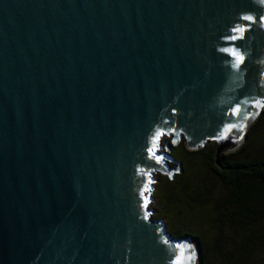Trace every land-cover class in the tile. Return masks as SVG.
Returning <instances> with one entry per match:
<instances>
[{
	"label": "water",
	"instance_id": "95a60500",
	"mask_svg": "<svg viewBox=\"0 0 264 264\" xmlns=\"http://www.w3.org/2000/svg\"><path fill=\"white\" fill-rule=\"evenodd\" d=\"M261 16L262 0H0V264H201L199 238L152 215L154 174L183 170L181 140L215 141L220 166L247 139Z\"/></svg>",
	"mask_w": 264,
	"mask_h": 264
},
{
	"label": "trees",
	"instance_id": "16d2710c",
	"mask_svg": "<svg viewBox=\"0 0 264 264\" xmlns=\"http://www.w3.org/2000/svg\"><path fill=\"white\" fill-rule=\"evenodd\" d=\"M262 130H264V110L248 130L245 143L233 152L220 154V166H217L215 161L217 148L215 141L198 150H189L185 143L180 144L184 148L181 152L183 161L180 167L183 168V163L186 164L185 171L181 174L184 177L181 188L186 204L190 207L194 202L205 204L213 199L212 210L215 212V217H212V222L218 226L219 234H221L217 240L216 238L213 240V245L208 247L203 234L196 230L195 225L189 223L187 218L182 222H176L174 237L190 235L199 238L202 253L201 264H264V139H262ZM195 154L199 155L200 160L202 159V166L204 159L209 158V168H213L216 172L210 183V187L213 185V188H209L206 182L209 177L205 168L199 182L192 181L195 179L197 170L187 157ZM164 177L166 182L163 184L162 193L160 195L157 193V195L159 205H163L167 212L168 205L173 201H180V197L171 190L172 183L175 184L176 179L171 180L168 176ZM158 183L161 184V180ZM225 225H228L237 235V238L228 236L233 240L227 249L220 243L224 238L223 227Z\"/></svg>",
	"mask_w": 264,
	"mask_h": 264
},
{
	"label": "rangeland",
	"instance_id": "374dc122",
	"mask_svg": "<svg viewBox=\"0 0 264 264\" xmlns=\"http://www.w3.org/2000/svg\"><path fill=\"white\" fill-rule=\"evenodd\" d=\"M262 133H263L262 139H264V130H262ZM245 141H244V143H245ZM163 142L164 141L162 140V148L164 150L165 146H164ZM212 142L213 141H211L207 144L211 145ZM181 143H185V141L181 140L179 142V144L174 147L175 151H173V153L171 154L175 158V160H177V162H179V165H181L182 161H183V154L181 152L183 151L182 149H184V148H182L180 146ZM185 145H186V143H185ZM187 159H190L193 162L194 169L197 170V173H195V179H193L192 181L199 182V179L202 177V174L205 172V170H204V168H205L207 173H208V177H209L208 180H206V182L209 184V188H213V185H212V187H210L211 186L210 183H212L211 180H213V177H214L216 172L213 170V168H209V165H208L209 158L204 159L203 166L201 165L202 159L201 160L199 159V155L195 154L193 156H188ZM170 164H172L173 167L178 165V164L175 165V162H170ZM184 166L186 167L185 163H183V170H180V172H178L176 174L175 184L172 183V189H171L172 192L175 191L176 194L180 197V201L171 202L168 205L169 208H168L167 212L164 210L163 205H161V204L159 205L158 195H160L162 193L161 191L163 190V184L166 182V178L164 176H167V175L164 173L158 172V173L154 174L155 180H154V183L152 186V190L150 192V194L152 196V201L150 202L149 207L153 209L152 215L155 218L161 217L163 219V221L165 222L166 229L172 235L175 232L174 227H175V224H177L176 222L177 221L182 222L184 219L187 218V221H189V223H192L193 225H195V229L200 231L203 234V238L205 239L207 246L211 247L213 245V240L215 238H216L215 240H217L218 237L221 235V234H219L218 226L212 222V217H215V212L212 210V202H214V201H213V199H210L211 201L208 200L207 203H205V204L194 202L193 204H191L190 207L186 204L185 195L183 194V191L181 188L182 182H183L182 178H184L181 176V174L185 171ZM159 180H161V184L158 183ZM158 184H159V186H158ZM157 186H158V190H157ZM173 186H175V187H173ZM207 191H209V190H207ZM216 191L218 192V190H216ZM157 193H158V195H157ZM216 196H217V193H216ZM160 213H162V214H160ZM223 228H224V234H223L224 238H223V241H220V243H222L224 248L227 249V246H231L229 243H231V241L233 240L231 238L229 239L228 236H235V238H237V235L235 232H233L228 227V225H225ZM231 233H232V235H231ZM214 255H215V252H214ZM201 263H202V258H201Z\"/></svg>",
	"mask_w": 264,
	"mask_h": 264
},
{
	"label": "snow or ice",
	"instance_id": "6c2138e0",
	"mask_svg": "<svg viewBox=\"0 0 264 264\" xmlns=\"http://www.w3.org/2000/svg\"><path fill=\"white\" fill-rule=\"evenodd\" d=\"M262 2H264V0H262ZM240 19L244 20V21H253L254 20V17L253 16H250V15H246V16H242ZM260 20L261 21H264V16H261L260 17ZM232 32H244V31H247V27H239V28H236L234 27L233 29H231ZM230 39H239L241 37H236V36H233V37H229ZM233 55H237L235 52H233ZM238 60H243V57L242 56H238ZM235 67V65H233ZM256 103H259V102H256ZM239 111V108L237 107V109L234 111V114L235 112H238ZM163 135V133H157V137ZM157 160H159V157H156ZM167 242V241H166ZM177 247L179 248L180 246L177 245ZM172 264H183V259L182 257H177L176 259H174L172 261Z\"/></svg>",
	"mask_w": 264,
	"mask_h": 264
},
{
	"label": "flooded vegetation",
	"instance_id": "af4514ba",
	"mask_svg": "<svg viewBox=\"0 0 264 264\" xmlns=\"http://www.w3.org/2000/svg\"><path fill=\"white\" fill-rule=\"evenodd\" d=\"M171 166H172V164H171ZM175 178H176V175H175ZM175 178H174V179H175Z\"/></svg>",
	"mask_w": 264,
	"mask_h": 264
}]
</instances>
